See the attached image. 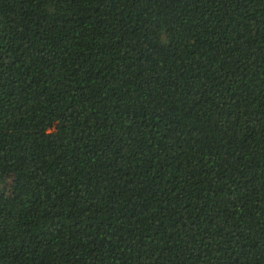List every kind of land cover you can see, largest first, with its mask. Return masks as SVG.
<instances>
[{
  "label": "trees",
  "instance_id": "trees-1",
  "mask_svg": "<svg viewBox=\"0 0 264 264\" xmlns=\"http://www.w3.org/2000/svg\"><path fill=\"white\" fill-rule=\"evenodd\" d=\"M0 264H264V0H0Z\"/></svg>",
  "mask_w": 264,
  "mask_h": 264
},
{
  "label": "rangeland",
  "instance_id": "rangeland-1",
  "mask_svg": "<svg viewBox=\"0 0 264 264\" xmlns=\"http://www.w3.org/2000/svg\"><path fill=\"white\" fill-rule=\"evenodd\" d=\"M10 184H11V178H6V180L4 181V187L7 192L9 191Z\"/></svg>",
  "mask_w": 264,
  "mask_h": 264
}]
</instances>
